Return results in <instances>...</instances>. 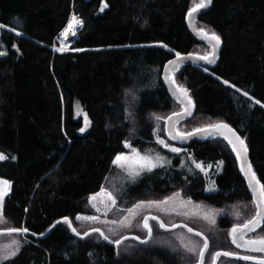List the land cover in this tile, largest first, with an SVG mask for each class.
Instances as JSON below:
<instances>
[{"label": "trees", "instance_id": "16d2710c", "mask_svg": "<svg viewBox=\"0 0 264 264\" xmlns=\"http://www.w3.org/2000/svg\"><path fill=\"white\" fill-rule=\"evenodd\" d=\"M197 2L0 0V24L10 29L2 36L7 56L0 59V152L9 157L0 161V178L10 182L2 203L3 230L29 229L25 235L13 233L22 237L20 250L3 264H183L163 247L119 255L96 232L79 238L66 223L50 231L65 217L77 229L76 217L91 214L89 197L117 174L112 161L126 152V140L172 164L126 183L116 192L125 205L180 191L216 208L249 204L253 209L238 159L224 139L193 143L181 155L154 143L153 116L168 117L180 109L162 83L163 65L176 52L210 50L186 26ZM102 3L107 4L103 11ZM71 11L80 15L82 27L70 51L54 53L51 47ZM195 25L215 32L222 51L213 70L184 66L176 73V84L188 90L196 108L179 126L192 131L220 122L230 125L244 140L253 171L264 183V0H212L210 11ZM151 44L158 46H146ZM76 104L90 122L83 134L84 117L76 114ZM190 155L204 165L220 166L213 193L205 192L206 178ZM232 223L226 217L218 221L221 229H231ZM254 234L264 237V225ZM225 246L221 243L218 251Z\"/></svg>", "mask_w": 264, "mask_h": 264}, {"label": "snow or ice", "instance_id": "6c2138e0", "mask_svg": "<svg viewBox=\"0 0 264 264\" xmlns=\"http://www.w3.org/2000/svg\"><path fill=\"white\" fill-rule=\"evenodd\" d=\"M211 3V0H200V3H197L193 8H191L188 12V17L191 18L193 13L198 12L200 9L207 7ZM107 7V4L102 3L101 4V11ZM81 21L77 20L75 16L72 17L71 21L68 24V27L65 29L63 33H61L62 36L67 39V33L69 29H72L75 24H79ZM5 26L3 24H0V28H4ZM197 34L202 36L204 39H206L210 45H211V52H206L202 56L196 57V59L203 60L206 63L212 64L215 63L216 59V49L218 48L221 40L220 37L215 33L211 32L209 33L203 28H199L196 30ZM17 35H20L19 32L16 33ZM72 35L75 36L76 32L73 31ZM63 49H57V51H62ZM82 49H77V51H81ZM6 55L5 52L0 51V56ZM176 60L175 61H169V64L174 65L176 68H178V62L185 59V57L181 56L180 52H176ZM175 70V68H174ZM166 80H170V82L173 84V86L176 89V92L179 93L181 97L186 100V103L181 101L183 103V108L181 111L174 112L172 115L168 116L166 118V123L168 124V127L166 129L167 136L169 140H185L187 138H191L195 136L198 133H211V132H221L222 138L227 141L229 145L232 146V151L236 153L237 159L242 160L243 156L247 155V147L245 145L244 140L237 134L233 128H231L226 123H218V124H209L205 127H196L191 132H181L176 129V125L180 123V117L184 116L185 118L190 117L192 115L191 108L194 107L193 102L191 98L188 96V90L186 88H183L176 84V80L170 76L165 77ZM225 84H228V81H224ZM231 87H235L234 85H230ZM236 92H240L241 90L239 88L235 89ZM244 96L248 97L249 100H252V97L248 95L247 92L242 93ZM254 103H260L259 100H255ZM251 106V105H250ZM264 107V104L261 105ZM131 115V113H129ZM175 118V120H174ZM85 124L87 126L88 119L87 115L84 116ZM156 120H160V116H155ZM86 129L80 128V132L83 133ZM228 134H223V133ZM153 135L156 136V143L160 144L164 148L168 149L170 152L175 153L179 155L183 149L180 147L173 146L169 143H167L164 139H161L158 132L154 130ZM216 139V137H205ZM239 145V147H237ZM124 147L130 149V153H118L115 158L113 159L112 163L113 165L123 169L127 170L128 175L135 180L136 177L140 176L142 172H152L156 168H164L166 165L171 166L172 161L170 159H167L165 156L161 155L160 153H155V155L149 154V153H142L140 150L135 148L132 143L128 140L124 142ZM9 157L0 152V161L6 160ZM11 159H15V157H11ZM189 159H192L189 157ZM193 164L195 165L196 169H199L200 172H203L207 174V170L203 163L197 162L194 159H192ZM222 164V162H220ZM185 165L183 162H181V167L183 168ZM211 165H208V168H211ZM192 169L189 168V171ZM240 170L244 175L247 177L249 188L251 189L253 193V203L256 205V213L251 218L248 219L245 223L242 225H234L230 230V235L232 239V243L236 246V248L244 249L248 252H259L264 253V237H256V238H247L246 235L248 232H255L257 229H260L262 225H264V183H261V180L257 178V174L253 171L251 163L247 164V167H245L244 163H241ZM0 186H3L0 188V217H2L3 213V197L7 195V190L10 189V182L7 179H0ZM208 191H214L216 189L209 188ZM106 197L105 202V210L103 212V215L107 217L108 212L111 211L113 208L117 205V198L113 194L112 191L106 190L105 188H101V191L99 193H96L89 197V203L92 205L93 208L96 209L97 212L101 211V208L98 206L97 203H94V201L97 200V197ZM181 198V193L176 192L173 193L172 196L166 197L164 200H151V201H140L133 205L131 208L127 209L128 216H124L120 220H108L104 219L101 220L100 216L97 215H91V216H77L76 220H86L96 223H103V224H112V225H118L123 228H131L133 226V221L136 219L137 216L141 215V211L139 210H147V214H144L142 216V221H138V225L142 226L143 230L147 232V238L142 239L140 236L134 235V236H123L122 239H111L108 234L105 233L101 228L96 227L91 230V232L99 233L100 237L104 241H107L108 243L114 244L117 249L120 248V246L124 243L125 240L133 239L137 240L141 244H147L150 240L153 239V225L150 224V221H156V223L159 224V227L161 229H164L165 231L170 230L171 228H187V231L189 233H194L195 236L201 237L203 239V245L202 248L199 250V259L197 261V264H204V255L205 251L209 248V242L208 238L204 236L203 233L196 231L189 227L187 224L182 223H166L164 219H162L159 215L153 214V209H155L157 212H163L165 215H170L171 212H174L176 215H194L195 213H188L183 212L181 213L176 208H173L170 212V210L166 206L169 204L170 201H176ZM191 200L180 202V207L185 208L187 205L191 204ZM199 207V206H197ZM217 214L213 213L212 217L210 219L208 214L203 215V219L208 220L211 224H216V219L214 218ZM129 216L132 217V219H129ZM237 219H239V214H236ZM0 223H6L5 220L0 219ZM64 223L68 225V227L71 229L74 235L79 236L80 238H84L86 236L91 235V232H84L81 234L75 227H73V224L71 220L67 217L64 218ZM29 232V229L27 227H10L7 229V234L11 235L13 233L17 234H27ZM108 232H111L114 234L115 229L109 228ZM35 235V233H33ZM43 235V234H41ZM183 243V238H181ZM15 245L14 251L11 252V255H4L2 253V250H0V260L10 259L11 256H15L19 250H20V243L18 241L13 242ZM189 251L195 252L197 250V245L193 243L192 241H189L187 244L184 245ZM119 254V252H118ZM224 256V257H232L235 259L243 260V261H253L254 264H264V258H256L254 256L250 255H240L239 253L234 252H220L217 251L214 254L213 261H215L216 258Z\"/></svg>", "mask_w": 264, "mask_h": 264}, {"label": "rangeland", "instance_id": "374dc122", "mask_svg": "<svg viewBox=\"0 0 264 264\" xmlns=\"http://www.w3.org/2000/svg\"><path fill=\"white\" fill-rule=\"evenodd\" d=\"M197 3H200V1L198 0ZM81 22H82V20H81ZM5 30H10V29L7 26H5L4 28H0V51H3L6 53V55L0 56V59L7 56V50H6L4 41L2 40V36H3V33ZM206 31H208V30H206ZM15 33H17V32H15ZM69 37H71V35L68 32L67 33V40L68 41H70ZM72 43H66L65 41L62 40V38L60 36H58V38L54 42V45L51 47V50L55 53L68 52V51H70V46ZM146 46H153L154 47V46H158V44H151V45H146ZM14 49H16V48H14ZM57 49H63V50L57 51ZM206 52H210V50L208 49V50H205L204 52L201 51L198 53L204 55ZM75 112H76V114L80 113L83 117L85 116V114L87 115L85 110H83V108L79 104L75 105ZM155 116H160L161 119L158 121L155 119ZM155 116H153V121H154V125H155L154 130L158 132L160 138L164 139L167 143H169L173 146L179 147V146L175 145L174 143H172L164 134V125H165V120H166L167 116H162L160 114H155ZM87 119H88V124L86 126L85 119L83 118L84 124H83L82 128L86 129L83 133H86L90 128V122H89L88 116H87ZM177 130H179L181 132H191V131H188V129L184 126L177 127ZM79 133L83 134L80 132V130H79ZM154 138H155L154 143L156 145L160 146L161 148H163L164 150L168 151L171 154L177 155L175 153L170 152L168 149L164 148L160 144L156 143V136H154ZM180 148H182V147H180ZM187 152L188 151L186 149H183V151L179 155H181L183 153H187ZM125 153H130V149L126 148ZM149 154L155 155V153H149ZM190 157L192 158L191 155H190ZM190 160L192 161V159H190ZM192 164H193V162H192ZM208 165H211L212 167L208 168ZM204 166L207 170V174H205L203 172H200V173L206 178L207 184H206L205 192L206 193H213L215 190L214 191H208L207 189H209V188L216 189L214 187L213 178L216 175V173H218L220 166L217 164H207ZM114 167L117 170L116 171L117 174L111 176V178L109 180H107L106 185H105L106 187H104V188L106 190L112 191L113 194L116 196V192L120 193V191L124 188V185H126V183H131L133 181V179L128 175L127 170H123V169H121L115 165H114ZM194 167H195V165H194ZM197 170L200 171L199 169H197ZM0 179H2V178H0ZM2 187L3 186H0V188H2ZM176 192H180V191H174V192H171V193L166 194L164 196L147 195L144 199H141L140 201L164 200L166 197L172 196V194L176 193ZM8 193H9V189L7 190V194ZM5 197H6V195L3 197V200ZM116 198H117V205L115 208H113L111 211L108 212L107 217H105L103 215V212L105 210V207H104L105 202H107L106 197H103V196L97 197V200L94 201V203H97L98 206L101 208L100 212H97L96 209L93 208L92 205L89 203L91 214L80 215V216L83 217V216L97 215V216H100L101 220H104V219L120 220L124 216L129 215L127 212L128 208H131L133 205L140 202V201H137V202L133 203L132 205L127 206V205H125V202L122 203L118 199L117 196H116ZM181 200L187 201L189 199L186 198L181 193L180 199H178L176 201H170L168 205L162 206V207H167L170 210V212L173 208H176L181 213H183V212L195 213L194 215H188V216L176 215L174 212H171L170 215H165L163 212H157L155 209H153V214L159 215L162 219L165 220L166 223L187 224L189 227H191L195 231H199V232L203 233L204 236H206L208 238L209 249H210V251L208 252L209 254L206 256V258H204V264H212L214 254L218 251V249H220L218 246H220L221 243H224L226 245L223 250L228 251V252H234V253L242 254V253L238 252L237 250H235L232 247V245H230V243L228 241L229 240L228 234H229L230 228L229 229H221L218 225V221L221 217H226L228 219L231 218L233 220L231 227H233L234 225H238V224L242 225L248 219H251L254 216L255 211H256L254 209V207H253V209H254L253 210L251 208V206H249V204H246V205H242V206H238V207H233L230 209H224V208H216V207L204 204L202 202H194L191 200V202H192L191 204L187 205L185 208H181L180 207ZM88 202H89V200H88ZM107 203H110V202H107ZM197 206H199V207H197ZM139 211H141V215L136 217V219L133 221V226L131 228H123V227H120L118 225L96 223V222H91V221H86V220H79V221L76 220L77 229L82 234L86 231L92 230L93 228L99 227L103 231H105V233L108 234L110 236V238L113 240L122 239L123 236H128V235H137V236H140L142 239H145L147 237V232L145 230H143L142 226L138 225L137 222L142 221V216L144 214H147V210L144 209V210H139ZM213 213L217 214L214 217L217 221L216 224H211V223H209L208 220L203 219L204 214H208L210 219L213 218L212 217ZM237 213L239 214V219H237V216H236ZM0 219H3V216L0 217ZM129 219H132V217L129 216ZM150 224L153 225V239L152 240H150L147 244H141V243H138L134 240H125L119 249H117V247H115L116 253L118 254V252H119V255H120V254L128 253V252L135 250V249H138V248L163 247V248L169 249L174 254H177L183 264H197V261L199 259V250H200V248H202V245H203V240L201 238H199L198 236H195L192 233H189L184 228H176V229H170L168 231H165L164 229H161L159 227V224L154 222V221H150ZM4 225H5L4 223H0V231H2L3 229H6ZM109 228L115 229L114 234L111 232H108ZM258 236L262 237L259 234H254L250 238H256ZM96 237H99V235L96 234ZM181 238H183V243H182ZM21 239H22V237H20L19 235H16V234L15 235L14 234H11V235L0 234V250H2V253L4 255L10 256L11 252L14 251V248H15V245L13 242L18 241L20 243ZM189 241H192L193 243H195L197 245V250L195 252L189 251L186 247H184V245L187 244ZM12 257H14V256H11V258ZM255 257L263 258V256H255ZM10 259L0 260V264H3L5 262L9 261ZM243 262H244V264H254L253 262H247V261H243ZM217 264H238V263L236 261L231 262L226 257H222L218 260Z\"/></svg>", "mask_w": 264, "mask_h": 264}, {"label": "water", "instance_id": "95a60500", "mask_svg": "<svg viewBox=\"0 0 264 264\" xmlns=\"http://www.w3.org/2000/svg\"><path fill=\"white\" fill-rule=\"evenodd\" d=\"M200 1V0H199ZM212 7V0H211V3L205 7V8H202L200 9L198 12L196 13H193L192 17L189 18L188 17V14L186 16V26H187V29L190 33V35L193 37V39L200 45H203V46H207L208 48H210V52H211V45L210 43L204 39L202 36L198 35L197 34V29L196 28V22L198 21V19L200 17H202L203 15H205L207 12L210 11ZM221 51H222V43L220 42L218 48L216 49V59H215V63H212V64H209V63H206L205 61L203 60H199V59H196V57L198 56H202L200 54H193V53H189V54H181L182 57H185V59L181 60L178 62V68H176L174 65L172 64H169V61H175L176 60V55H174L171 59H169L164 65H163V68H162V76H161V79H162V83L168 93V95L170 96V98L177 104L180 106V110L183 108V103H181V101H183L184 103H186V100H184L183 97H181L179 95V93L176 92V89L175 87L173 86V84L170 82V80H166L165 77L166 76H170L172 78L175 79V75L176 73L184 66H196V67H199L201 69H204V70H207V71H210V70H213L217 67L219 61H220V56H221ZM175 68V70H174ZM189 96V94H188ZM190 97V96H189ZM192 100V99H191ZM193 102V100H192ZM193 105L194 107L191 108V112H192V115L190 117H187L185 118L184 116H181L180 117V123L178 125H176V129L177 127L190 120L194 114H195V104L193 102ZM173 114V113H172ZM170 114V115H172ZM169 115V116H170ZM175 120V118H174ZM220 123H224V122H220ZM218 124V123H217ZM227 124V123H226ZM230 126V125H229ZM168 127V124L166 123V120H165V125H164V133H165V136L168 138L167 136V129ZM231 127V126H230ZM232 128V127H231ZM234 130V129H233ZM236 131V130H235ZM237 132V131H236ZM223 134H228V133H223ZM238 134V133H237ZM230 135V134H228ZM239 135V134H238ZM216 137V138H222V133L221 132H211V133H198L196 134L195 136L191 137V138H187L183 141L177 139V140H170L172 143H174L175 145L179 146V147H182V148H187L189 147L190 145H192L193 143H199V142H202V141H205V140H211L212 138H205V137ZM240 136V135H239ZM223 139V138H222ZM226 141V140H225ZM227 142V141H226ZM228 144V143H227ZM229 145V144H228ZM246 145V144H245ZM229 147L231 148L232 150V146L229 145ZM237 147H239V145H237ZM247 147V146H246ZM248 150V149H247ZM234 154L236 155V153L234 152ZM237 157V156H236ZM244 163L245 167H247V164L248 163H251L250 161V157H249V152L247 151V155L246 156H243L242 160H238V166H239V170H240V167H241V163ZM253 169V168H252ZM240 173H241V176H242V179L246 185V188H247V191L249 193V196L250 198L252 199V202L254 200V197H253V193L251 191V189L249 188V185H248V180H247V177L244 175V173L241 172L240 170ZM254 204V203H253ZM254 207H255V210L256 209V205L254 204ZM256 213V211H255ZM255 215V214H254ZM61 223H64V219L56 222L53 227L50 229V231L55 227L57 226L58 224H61ZM263 226V225H262ZM261 226V227H262ZM232 228V227H231ZM171 229H176V228H171ZM187 230V228H184ZM194 230V229H193ZM231 230V229H230ZM230 230H229V234H228V238H229V241H230V244L232 245V247L241 252V253H244V254H250V255H264V253H259V252H248V251H245L244 249H239V248H236V246L232 243V239H231V235H230ZM259 229H257L255 232H248L247 235H246V239L249 238L250 236H252L254 233H256ZM50 231L48 233H50ZM87 232H91L90 231H87ZM194 232H196L194 230ZM7 234V230H3V231H0V234ZM73 233V232H72ZM94 233V232H91V234ZM99 234V233H98ZM194 234V233H192ZM25 235V234H24ZM76 236V235H75ZM129 237L131 236H134V235H128ZM79 237V236H77ZM87 237V236H86ZM80 238V237H79ZM85 238V237H84ZM147 238V237H146ZM145 238V239H146ZM201 238V237H199ZM202 239V238H201ZM203 240V239H202ZM137 241V240H135ZM107 242V241H106ZM138 242V241H137ZM209 242V241H208ZM111 244V243H110ZM114 247H116L114 244H112ZM209 249V248H208ZM208 249L205 251V255L208 251ZM220 252H224V251H220ZM204 255V257H205ZM222 257V256H220ZM220 257L216 258L215 261L212 262V264H217L218 260L220 259ZM229 258H232V257H229ZM257 258V257H256ZM235 259V258H233ZM260 259V258H258ZM239 260V259H237ZM243 261V260H242ZM247 262H253V261H247ZM254 263V262H253Z\"/></svg>", "mask_w": 264, "mask_h": 264}, {"label": "built area", "instance_id": "2783aa9c", "mask_svg": "<svg viewBox=\"0 0 264 264\" xmlns=\"http://www.w3.org/2000/svg\"><path fill=\"white\" fill-rule=\"evenodd\" d=\"M73 16H75L77 19H79V21H81L80 15L78 13H76V12L71 11V14H70V17H69V20H68L66 26L62 29V31L59 34V36L62 38V40L65 41L66 43H72V42H74L75 39H76V37H77L76 36L75 39L72 42H68V40L65 39V37L61 35V33H63L65 31V29L68 27V24H69V22H70V20L72 19ZM81 27H82V22L80 23V29H81Z\"/></svg>", "mask_w": 264, "mask_h": 264}, {"label": "bare ground", "instance_id": "6f19581e", "mask_svg": "<svg viewBox=\"0 0 264 264\" xmlns=\"http://www.w3.org/2000/svg\"><path fill=\"white\" fill-rule=\"evenodd\" d=\"M77 20H79V19H77ZM79 29H80V23L79 24H75L72 29H69L68 30L69 34L71 35V37H69V40L70 41H68V42H72L75 39V37L77 36V33H78ZM73 31L76 32V35L75 36L72 35V32Z\"/></svg>", "mask_w": 264, "mask_h": 264}, {"label": "flooded vegetation", "instance_id": "af4514ba", "mask_svg": "<svg viewBox=\"0 0 264 264\" xmlns=\"http://www.w3.org/2000/svg\"><path fill=\"white\" fill-rule=\"evenodd\" d=\"M250 237H251V236H250ZM250 237H249V238H250ZM240 255H250V254H244V253H242V254H240ZM250 256H254V257H255V256H263V258H264V255H250ZM257 258H258V257H257Z\"/></svg>", "mask_w": 264, "mask_h": 264}]
</instances>
